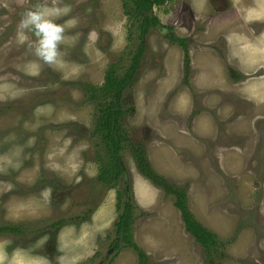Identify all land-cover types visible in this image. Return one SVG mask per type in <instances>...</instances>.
<instances>
[{
  "label": "rangeland",
  "instance_id": "1",
  "mask_svg": "<svg viewBox=\"0 0 264 264\" xmlns=\"http://www.w3.org/2000/svg\"><path fill=\"white\" fill-rule=\"evenodd\" d=\"M124 4L0 0V224L22 226L0 234V264H139L117 232V188L85 191L92 190L99 164L91 137L95 102L86 101L79 82L101 86L112 63L124 72L142 40L147 51L122 117L132 143L146 148L161 174L187 188L190 211L229 242L219 251L225 256L215 257L220 264H264L261 0L240 2L241 11L260 22L248 28L251 33L243 30L251 54L241 63L234 48L229 61L226 41H217V48L211 43L234 29L231 13L216 12L213 0L154 6L152 14L171 33L188 39L190 66L168 31L152 27L142 39L141 19L127 14ZM37 8L64 28L55 68L34 54V33L19 28L23 15ZM216 49L224 61L215 58ZM129 144L121 151L129 174L127 181L121 177L119 204L128 182L132 239L148 254V264H207L204 248L181 230L176 197L141 174ZM61 218L71 219L50 226ZM177 231L193 242V256L176 252L171 260L178 244L170 237ZM115 239L121 240L117 250L110 249Z\"/></svg>",
  "mask_w": 264,
  "mask_h": 264
},
{
  "label": "trees",
  "instance_id": "2",
  "mask_svg": "<svg viewBox=\"0 0 264 264\" xmlns=\"http://www.w3.org/2000/svg\"><path fill=\"white\" fill-rule=\"evenodd\" d=\"M126 13L130 16H135L141 19L140 37L143 39L147 31L154 27L155 23H160V20L152 14L154 6H161L170 0H124ZM130 4H129V3ZM147 13L152 15L151 20H147ZM163 30L171 33L170 26L163 25ZM168 38L174 43H180L185 49V65L190 66V54L188 51V39L176 37L171 33ZM145 45L141 41L138 50L133 54L132 60L126 70L122 73L116 68V64L112 63L105 74V81L101 86L89 84V82H79L84 85L86 101L95 102L94 113V129L92 132L93 138L96 139V159L99 164V173L97 177L92 179V183L96 188L100 185L102 188L116 187L118 192L117 209L119 221L117 222L118 234L123 236L125 242L130 245L139 257V264H148L150 258L148 254L132 239V224L134 218V201L130 196V186L125 184L126 200L124 205L120 207L121 195L119 193V185L121 177L128 180V170L123 164L121 151L124 149L125 143H130V149L133 157L136 160V165L143 176L149 179L153 184L162 188L168 195L175 196V206L181 212L185 227L190 232L195 240L200 243L206 251L207 264H220V261L215 259L217 254L225 256L219 252L229 242L221 238L216 232L210 230L202 222H200L195 214L190 211L188 203V190L184 186L171 181L168 177L160 174L152 165L147 150L142 145H135L130 138V128L124 127L122 122L123 114L125 113L124 98L132 97L131 87L137 80ZM78 84V82H76ZM82 85V86H83ZM120 207V208H119ZM76 218L81 215L75 216ZM71 218H61L55 222H51V227H59L65 225ZM21 232V225L0 224V234L2 232ZM116 248L119 247L121 240L115 239Z\"/></svg>",
  "mask_w": 264,
  "mask_h": 264
},
{
  "label": "clouds",
  "instance_id": "3",
  "mask_svg": "<svg viewBox=\"0 0 264 264\" xmlns=\"http://www.w3.org/2000/svg\"><path fill=\"white\" fill-rule=\"evenodd\" d=\"M19 28L20 29H27V30H30L34 33V35L36 37L35 44H34V49H35L34 54L38 58L43 60L47 65L55 68L57 66L58 57L60 54L59 53V46L63 43L64 28L61 25L54 23L51 19L47 18L45 12L39 8H37L35 10H28L23 15L22 19L20 20ZM30 47H32V45H30ZM155 169L161 174V172L157 168H155ZM97 175H96V177H97ZM125 180L127 181L126 178H125ZM127 184L129 185L128 182H127ZM110 188H112V187H110ZM116 196L118 197V192L116 193ZM116 205H117V203H116ZM176 209H177V207H176ZM134 216H135V214H134ZM159 217H160V213H159ZM181 217H182V214H181ZM182 220H183V217H182ZM133 221H134V218H133ZM182 227H183L184 232L187 233L188 231L185 227L184 221L182 223ZM188 233H190V232H188ZM186 243H187V245H189V247H190L189 249L193 251V249L191 247L193 242L190 244L189 241L186 240ZM194 243L202 246L200 243H198L195 240V238H194ZM115 245H116V241H114V243L111 245L112 248H110V249H116L117 250L120 247V245H119V247L116 248ZM202 248H203V246H202ZM193 252H195V251H193Z\"/></svg>",
  "mask_w": 264,
  "mask_h": 264
},
{
  "label": "crops",
  "instance_id": "4",
  "mask_svg": "<svg viewBox=\"0 0 264 264\" xmlns=\"http://www.w3.org/2000/svg\"><path fill=\"white\" fill-rule=\"evenodd\" d=\"M230 2H231V0H230ZM234 2H235L234 5L230 4L227 7H223V8L220 7V6H216L217 10H218V11L215 10L216 12H221V13L229 12V13H231L230 20L233 21L234 29H232L231 31H226V33H227L226 35H225V33L222 32L220 34L221 35L220 38H214L212 40V42L216 43L217 41H221L222 43H225L224 41H226L228 43L229 52H228L227 58L229 59V61H231L230 57H231L232 50L234 48V49L238 50V53L235 54V56L239 57L240 63L242 61L248 62L250 60L247 57H248L249 54H251V51H250L249 45L247 43V37L244 36V34H243V30H246L248 32V29L244 26V20L246 18H248V13H244V10L241 11V9L239 7L241 0H239V4H238V0H234ZM260 7L261 8L259 10H257L258 17L260 19H264V0H261ZM253 16H255V15L253 14ZM219 31H221V30H219ZM243 42H245L246 44L243 45ZM255 43H257V41H255ZM230 44H231V46H230ZM203 52L207 54L206 50L203 51ZM252 54L254 55V51H253ZM215 55H216V57L213 56V55H211V56L224 61L222 54H219L216 51ZM202 62L203 63H207V61L205 60V57H204V60ZM261 86H262V84H259V87H261ZM262 93L263 92H261V93L259 92L260 95H262ZM168 156H169V159L172 161L173 160L172 159L173 155L172 154H168ZM159 218H161V217H159ZM146 221H149V220H146ZM181 226H182V222H181ZM182 229H183V227L181 228V230ZM173 238H177L176 242H177L178 245L171 249L173 251L172 252L173 254H171V255H174V253H176V252L180 253V254L182 253L183 255H188V256H193L194 255V252L189 249L190 247L186 243L187 239H185L183 234H182V236L180 238V236L178 235V231H177L176 233H173V236L170 237V239H173ZM175 256L176 255L171 256L170 257L171 260Z\"/></svg>",
  "mask_w": 264,
  "mask_h": 264
},
{
  "label": "flooded vegetation",
  "instance_id": "5",
  "mask_svg": "<svg viewBox=\"0 0 264 264\" xmlns=\"http://www.w3.org/2000/svg\"><path fill=\"white\" fill-rule=\"evenodd\" d=\"M186 1H188V0H186ZM187 8H190L189 6H187ZM213 8H214V10H216V11H218L217 10V7L216 6H213ZM261 7L260 6H257V10H259ZM144 15L145 16H147V13H144ZM151 17H152V15L151 14H149L148 16H147V20H151ZM254 23V24H253ZM257 23H260L256 18H255V16H253V15H251V14H248V18H246L245 20H244V26L248 29V28H251V27H253V25H257ZM263 24V23H262ZM155 26L154 27H157V28H159V29H163V25H161L160 23H155L154 24ZM141 30V29H140ZM163 31H165V30H163ZM168 31V30H167ZM149 31H147L146 33H145V35L148 33ZM166 32V31H165ZM248 32H250L251 33V30L250 29H248ZM256 32V31H255ZM258 33H260V32H258V29H257V32H256V34L258 35ZM169 34V33H168ZM144 35V36H145ZM167 36H169V35H167ZM142 42L144 43V40H142ZM188 44H189V42H188ZM144 45H145V47H146V44L144 43ZM212 45H215L216 47L215 48H217V47H219L218 46V44L217 43H214V42H212ZM182 46V45H181ZM139 47V46H138ZM146 51H147V48H145V52H144V54H143V57L145 56V54H146ZM216 51L219 53V54H222V52L221 51H219V49H216ZM91 184H92V190L91 189H87V190H85L89 195L90 194H92L93 192H95L96 190H98V191H101L102 189H101V185H100V187H98V188H96V186H95V184L94 183H92L91 182Z\"/></svg>",
  "mask_w": 264,
  "mask_h": 264
},
{
  "label": "bare ground",
  "instance_id": "6",
  "mask_svg": "<svg viewBox=\"0 0 264 264\" xmlns=\"http://www.w3.org/2000/svg\"><path fill=\"white\" fill-rule=\"evenodd\" d=\"M213 4L215 6H220V7L226 6L227 7L229 5V0H213Z\"/></svg>",
  "mask_w": 264,
  "mask_h": 264
},
{
  "label": "water",
  "instance_id": "7",
  "mask_svg": "<svg viewBox=\"0 0 264 264\" xmlns=\"http://www.w3.org/2000/svg\"><path fill=\"white\" fill-rule=\"evenodd\" d=\"M223 7H226V6H222V8H223Z\"/></svg>",
  "mask_w": 264,
  "mask_h": 264
}]
</instances>
